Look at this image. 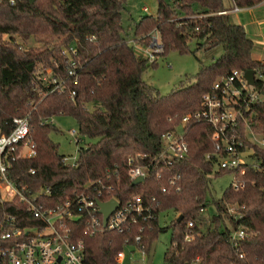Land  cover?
I'll list each match as a JSON object with an SVG mask.
<instances>
[{"label": "trees", "instance_id": "obj_1", "mask_svg": "<svg viewBox=\"0 0 264 264\" xmlns=\"http://www.w3.org/2000/svg\"><path fill=\"white\" fill-rule=\"evenodd\" d=\"M263 2L229 0V6L226 0H158L156 14L136 22L132 42L122 23L126 0H0V127L9 133L14 128L13 117L27 115L37 148L32 157L11 156L7 175L32 191L50 187V193H41L37 199L45 207L61 204L88 187L93 192L95 187L113 184L115 190L100 198L117 196L125 202L140 193L157 215L140 218L124 232L104 229L95 234L84 232V217L72 219L74 237L86 243L85 264H117V252L127 240L135 243L137 233L150 252L155 239L168 229L171 238L165 264H231L233 260L264 264V171L254 163L245 164L243 174L241 166L236 168L244 184L235 187L231 183L221 197H214L209 176L213 171L233 174L235 169L215 170L219 157L208 122L187 123L184 129L190 150L173 167L155 162L146 178L133 184L128 164L129 157L138 153L144 162L153 159L163 147V133L202 107L203 93L212 89L219 76L260 65L244 24L232 21L231 11H221ZM153 32L160 37L162 53L171 49L196 53L199 48L219 46L222 51L187 76V82L163 94L143 77L150 65H157L156 59L150 60L135 47L136 43L149 45ZM192 41H196L194 49ZM253 106L258 113L254 128L264 132V103ZM59 114L73 116L80 135L88 138L80 144L78 137L75 164L63 161L64 154L51 136L61 130L51 121ZM256 150L258 159L264 158V149ZM176 171L182 173L180 189L169 183L170 174ZM231 203L239 204L237 212L242 217L230 212ZM9 215L16 217L18 226L42 223L18 198L0 203L4 227L9 226ZM240 226L249 233L241 248L244 257L232 239ZM187 233L195 237L189 240ZM8 244L0 239V247ZM0 261L8 264L5 256Z\"/></svg>", "mask_w": 264, "mask_h": 264}, {"label": "built area", "instance_id": "obj_2", "mask_svg": "<svg viewBox=\"0 0 264 264\" xmlns=\"http://www.w3.org/2000/svg\"><path fill=\"white\" fill-rule=\"evenodd\" d=\"M243 8L234 5L231 9L221 12L240 11ZM144 10L149 11L147 6H144ZM149 47L152 51L148 49L145 55L153 59L155 52L162 49V44L157 37H154ZM69 72L73 73V70ZM245 73L244 69H233L219 76L212 89L203 93L202 107L195 112H188L182 117L180 124L163 133V147L149 162L143 161L144 156L141 153L130 156L128 159L130 178L134 180L142 175L144 180L151 164L155 162L170 168L183 159L190 150L184 128L191 120L206 121L212 126V137L216 140L219 157L217 165L219 168L235 169L233 186L239 187L244 184V180L236 171L240 166L241 174L245 172L244 165L248 163H254L264 171V158L258 159L256 155V147L264 149V132L257 131L253 125L258 123L255 118L258 113L253 105L264 103V58H260V65L254 68L253 83ZM13 123L14 128L9 133L4 132L0 127V203L7 199L18 198L26 204L27 211L42 220V223L35 226H18L14 223L16 219L14 215H9L8 227L0 223V239L9 241L8 245L0 247V256H5L8 264H85V240L82 237L75 238L74 230L69 224L72 219L79 216L85 218L84 232L90 234L104 229L124 232L140 218L146 220L157 216L146 205L140 193L133 194L125 202H121L117 196L100 198L110 195L115 190L113 184H105L102 188L95 187L93 192L88 187L56 206L45 207L38 203V196L41 193H50V187L32 191L7 175V170L12 164L11 156L12 158L32 157L37 154L36 145L30 137L29 117L15 115ZM70 133L78 140V131L75 128H72ZM207 156L210 157L211 154ZM76 160L77 157L69 162L67 156L63 157L66 163L75 164ZM31 171L35 172V169L32 168ZM158 175H161V170L158 171ZM181 178L180 171L173 172L169 176V183L180 189ZM167 189L163 187V190ZM111 198H116L119 205L105 223L98 199L107 201ZM229 210L233 211L232 214L235 216H243V213L235 211L230 204ZM189 225H193V221H189ZM142 229L143 227H140V230ZM248 235L244 226L236 228L232 233L233 244L240 257L245 256L241 248ZM142 237L141 233H137L135 243H130L129 240L125 242L124 248L115 256L117 264H124L128 257L133 259L137 253L141 254V262L131 264H150L146 260L148 252ZM194 237V233L186 235L189 240ZM231 264L241 263L233 260Z\"/></svg>", "mask_w": 264, "mask_h": 264}, {"label": "rangeland", "instance_id": "obj_3", "mask_svg": "<svg viewBox=\"0 0 264 264\" xmlns=\"http://www.w3.org/2000/svg\"><path fill=\"white\" fill-rule=\"evenodd\" d=\"M229 4V0H226ZM144 6H147L149 11L144 10ZM234 6V5H233ZM158 9V0H126L125 8L122 10V23L128 33V38L134 42L135 38V26L142 16L148 14H156ZM231 20L237 23L244 24L249 36L254 40L253 55L255 58H264V4L253 6L251 9L244 8L239 11L230 12ZM160 42V37L156 32H153ZM8 37V34L4 35ZM19 41L20 35L15 34ZM30 42H33L31 39ZM36 45H40V42H35ZM135 44V43H134ZM149 45L135 44L136 50L142 54H147L148 49L152 51ZM196 41L191 42V48L194 49ZM221 47H215L213 49L199 48L196 53L192 51L180 52L177 49H171L167 53H162V50H158L154 54V58L157 61V65H150L143 73L144 79L157 86L161 93L166 94L172 89L187 82V76H191L197 73L202 63H208L213 59V56H217L221 53ZM150 60H152L150 58ZM52 120L60 127V131L53 132L52 138L58 142L59 152L68 157V161L72 162L75 157L78 156V142L77 137L71 135L70 130L75 128L78 131L77 136L81 137L80 144L87 142L88 138L80 135L77 120L66 114H59L52 118ZM219 169L216 165L215 170ZM216 172L209 176L211 180V190L214 197L219 198L222 196L224 190L231 185L233 180L232 172L216 175ZM235 211L239 210V204H230ZM209 211L214 212V207H210ZM233 212V211H232ZM231 212V213H232ZM170 215V216H169ZM172 213L168 214L166 218L168 221L172 218ZM164 220V215L162 214ZM166 223V221H163ZM171 230L168 229L161 232L155 239L150 252L146 254V260L150 264H165V250L170 243ZM135 258V260H134ZM133 259L128 257L124 264H131L132 262H141V254L137 253Z\"/></svg>", "mask_w": 264, "mask_h": 264}, {"label": "water", "instance_id": "obj_4", "mask_svg": "<svg viewBox=\"0 0 264 264\" xmlns=\"http://www.w3.org/2000/svg\"><path fill=\"white\" fill-rule=\"evenodd\" d=\"M246 76L249 79L251 83L254 82V69L250 68L246 70ZM143 180V176H138L133 180V184L139 183ZM98 203L100 205V211L103 213L104 216V222L106 223L111 213L116 209V207L119 205V202L116 198H111L107 201H103L101 199H98ZM182 218V215L179 216V219ZM1 262V261H0Z\"/></svg>", "mask_w": 264, "mask_h": 264}, {"label": "crops", "instance_id": "obj_5", "mask_svg": "<svg viewBox=\"0 0 264 264\" xmlns=\"http://www.w3.org/2000/svg\"><path fill=\"white\" fill-rule=\"evenodd\" d=\"M263 4H264V2H263ZM259 5H261V4H259ZM244 8H249V9H251V7H244ZM244 8H243V9H244ZM243 9H242V10H243ZM240 11H241V10H240ZM240 11H239V12H240Z\"/></svg>", "mask_w": 264, "mask_h": 264}]
</instances>
